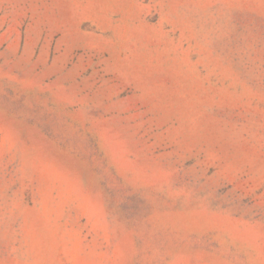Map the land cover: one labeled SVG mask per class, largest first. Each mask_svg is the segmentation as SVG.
I'll return each instance as SVG.
<instances>
[{"label": "rangeland", "instance_id": "obj_1", "mask_svg": "<svg viewBox=\"0 0 264 264\" xmlns=\"http://www.w3.org/2000/svg\"><path fill=\"white\" fill-rule=\"evenodd\" d=\"M0 264H264V0H0Z\"/></svg>", "mask_w": 264, "mask_h": 264}]
</instances>
